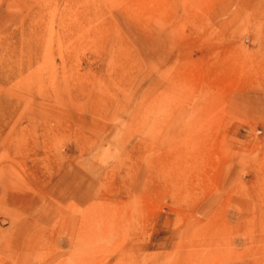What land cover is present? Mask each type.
<instances>
[{
    "label": "rangeland",
    "instance_id": "374dc122",
    "mask_svg": "<svg viewBox=\"0 0 264 264\" xmlns=\"http://www.w3.org/2000/svg\"><path fill=\"white\" fill-rule=\"evenodd\" d=\"M0 264H264V0H0Z\"/></svg>",
    "mask_w": 264,
    "mask_h": 264
},
{
    "label": "crops",
    "instance_id": "0c3cea01",
    "mask_svg": "<svg viewBox=\"0 0 264 264\" xmlns=\"http://www.w3.org/2000/svg\"><path fill=\"white\" fill-rule=\"evenodd\" d=\"M67 189H68V188H67ZM73 189H74V188L70 186L68 190H70V191H74ZM77 191H79V192L81 191L83 198H84L85 196L88 195V193H86L82 188H81V189H77ZM40 231L43 232V229H41ZM40 231H39V232H40ZM39 232L37 231V233H39ZM37 233H36V234H37ZM36 234H35V235H36ZM26 245H28V247H29V246H30V242L27 243Z\"/></svg>",
    "mask_w": 264,
    "mask_h": 264
}]
</instances>
